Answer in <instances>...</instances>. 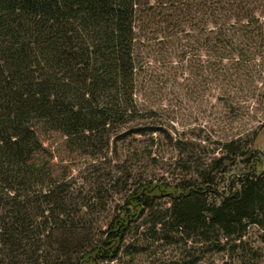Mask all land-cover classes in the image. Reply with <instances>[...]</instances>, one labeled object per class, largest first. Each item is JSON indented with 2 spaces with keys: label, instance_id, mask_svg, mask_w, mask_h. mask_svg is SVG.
Returning <instances> with one entry per match:
<instances>
[{
  "label": "trees",
  "instance_id": "16d2710c",
  "mask_svg": "<svg viewBox=\"0 0 264 264\" xmlns=\"http://www.w3.org/2000/svg\"><path fill=\"white\" fill-rule=\"evenodd\" d=\"M154 50L208 55L217 80L253 81L264 67V0H0V264L110 263L163 198L153 226L166 240L238 249L253 226L264 230L263 159L250 134L226 144L215 173L138 178L105 230L78 224L89 206L57 172L55 135L81 150L155 130L137 99ZM226 160L246 169L231 173Z\"/></svg>",
  "mask_w": 264,
  "mask_h": 264
},
{
  "label": "rangeland",
  "instance_id": "374dc122",
  "mask_svg": "<svg viewBox=\"0 0 264 264\" xmlns=\"http://www.w3.org/2000/svg\"><path fill=\"white\" fill-rule=\"evenodd\" d=\"M181 55V50H154L140 70L137 99L144 122L155 130L121 131L111 136L109 145L81 150L68 149L55 135L57 172L76 201L89 206L77 218L81 227L105 230L138 178L186 183L215 173V159L226 153L232 138L250 134L263 159L258 169L264 170V67H254L253 81L224 82L213 76L208 55ZM222 164L235 174L246 169L237 161ZM229 176L217 186L221 192L227 190ZM169 205L167 198L156 200L154 210L130 230L127 251L101 264H264V230L257 226L238 249L164 239L166 232L153 224Z\"/></svg>",
  "mask_w": 264,
  "mask_h": 264
}]
</instances>
